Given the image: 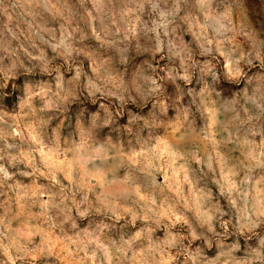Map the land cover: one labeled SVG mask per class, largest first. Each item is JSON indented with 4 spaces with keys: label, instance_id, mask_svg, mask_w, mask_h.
I'll return each instance as SVG.
<instances>
[{
    "label": "rangeland",
    "instance_id": "rangeland-1",
    "mask_svg": "<svg viewBox=\"0 0 264 264\" xmlns=\"http://www.w3.org/2000/svg\"><path fill=\"white\" fill-rule=\"evenodd\" d=\"M0 264H264V0H0Z\"/></svg>",
    "mask_w": 264,
    "mask_h": 264
}]
</instances>
